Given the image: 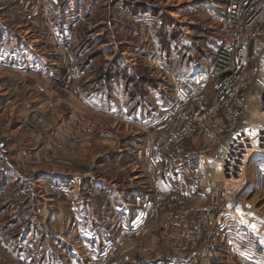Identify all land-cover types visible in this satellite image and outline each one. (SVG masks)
<instances>
[{
    "label": "rangeland",
    "instance_id": "rangeland-1",
    "mask_svg": "<svg viewBox=\"0 0 264 264\" xmlns=\"http://www.w3.org/2000/svg\"><path fill=\"white\" fill-rule=\"evenodd\" d=\"M222 7V0H0V264L227 263L210 251L224 243L220 235L210 246L206 233L196 245L192 234L181 236V252L169 236L179 231L176 219L182 231L224 181L220 117L163 156L178 158L168 164L180 165L190 187L175 209L154 211L143 168L170 78L208 68ZM245 171L250 186L256 164ZM261 195L246 196L253 211L239 208L259 228Z\"/></svg>",
    "mask_w": 264,
    "mask_h": 264
},
{
    "label": "built area",
    "instance_id": "built-area-1",
    "mask_svg": "<svg viewBox=\"0 0 264 264\" xmlns=\"http://www.w3.org/2000/svg\"><path fill=\"white\" fill-rule=\"evenodd\" d=\"M222 2L212 60L204 73L171 76V96L160 107L161 114L151 122L152 130L146 138L143 168L154 193L150 201L154 211L175 209L176 204L189 198L190 187L181 174L163 170V156L188 140L197 126L219 116L224 133L221 137L225 146L221 166L224 181L218 189L211 186V200L199 210L196 219L188 222V226L184 223L182 231L180 225L178 233L169 236L180 248L175 251L181 252V236L192 234L191 243L196 245L206 233L209 245L219 235L222 239L227 234L231 240L227 244L230 258L236 253L238 264H262L254 254L236 249L243 241L248 245L257 242L253 240L258 237L254 229L259 225L253 222L256 218L251 219L249 213L241 217L238 211L255 209L252 198L246 199L251 190L262 193L260 206L264 207V0ZM257 153L261 155L254 162V182L247 186L243 177L245 165ZM159 176L165 188L159 184ZM238 180L242 184L234 194L225 191V187L229 188L225 184L232 185ZM222 199L230 206L229 211Z\"/></svg>",
    "mask_w": 264,
    "mask_h": 264
},
{
    "label": "crops",
    "instance_id": "crops-1",
    "mask_svg": "<svg viewBox=\"0 0 264 264\" xmlns=\"http://www.w3.org/2000/svg\"><path fill=\"white\" fill-rule=\"evenodd\" d=\"M154 120V119H153ZM152 120V121H153ZM148 125H150V124H148ZM173 160L174 161H176V160H178V158L176 157V158H173ZM173 160H170V159H165L164 160V164H163V170L165 171V172H176V173H179V174H181V167H180V165L179 164H176V165H169L168 164V161H173ZM184 174V173H183ZM182 175V174H181ZM183 176V175H182ZM58 179V178H57ZM61 182L59 179L58 180H55V183H57V182ZM158 182H159V184L162 186V188H165V185H164V183H163V181H162V177L161 176H159V178H158ZM109 187V186H108ZM102 189H105V186L103 185L102 187H101ZM99 190H100V188H99ZM105 193V192H104ZM136 200H138V199H136ZM118 220V219H117ZM177 221V226H178V228H179V226L181 225V217L180 218H178V219H176ZM119 222V221H118ZM175 222V221H174ZM169 221H167V223H166V227H167V229L169 228ZM255 230V233L257 234V235H259V237H260V243H264V224H262L261 225V227L259 228H255L254 229ZM227 234L225 235V236H222V239H221V242H222V240H224V243H221V246H219V245H214V246H212L213 248L212 249H210V251L211 250H213V251H218V252H220L221 253V257L223 258V257H225V259L227 260V263L226 264H232L231 262H233V258H230L226 253L228 252V250H227V248H228V246H227V244L231 241L229 238H227ZM243 244V246H241V247H244V242L242 243ZM227 247V248H226ZM245 247L246 248H244V251H246V252H248V253H251V254H254V257H256V258H258V259H261L262 260V264H264V247L262 246V245H258V244H256L255 242H253L252 244L251 243H249V246L247 245V244H245ZM212 251V252H213ZM228 258H229V260H228ZM180 259V258H179ZM232 259V260H231ZM167 260V261H166ZM166 260H164V262H166V264H173L172 262H176V261H173V260H171V261H169V259H166ZM235 260H236V263L235 264H238V262H237V258H235ZM180 261H181V259H180ZM234 263V262H233ZM176 264V263H175Z\"/></svg>",
    "mask_w": 264,
    "mask_h": 264
},
{
    "label": "bare ground",
    "instance_id": "bare-ground-1",
    "mask_svg": "<svg viewBox=\"0 0 264 264\" xmlns=\"http://www.w3.org/2000/svg\"><path fill=\"white\" fill-rule=\"evenodd\" d=\"M258 154H259V153H257V154H255V155L249 157V159L247 160L246 165H245V167H246L245 174H246V172L249 173V172H251V171L253 170L255 159H256L257 157H260V155H261V154H259V155H258ZM249 174H250V173H249ZM246 178H247V176H246V177L244 176V179H246ZM241 181H242V180H238L237 182H238V183H241ZM58 182H59V181H58ZM225 182H229V183H230L231 181H225ZM231 184H232V183H231ZM225 185H227L228 187L233 186V185H229V184H225ZM225 191L229 193V188L225 187ZM235 192H236V191H235Z\"/></svg>",
    "mask_w": 264,
    "mask_h": 264
},
{
    "label": "snow or ice",
    "instance_id": "snow-or-ice-1",
    "mask_svg": "<svg viewBox=\"0 0 264 264\" xmlns=\"http://www.w3.org/2000/svg\"><path fill=\"white\" fill-rule=\"evenodd\" d=\"M238 211H239V209H238ZM254 227V226H253Z\"/></svg>",
    "mask_w": 264,
    "mask_h": 264
}]
</instances>
